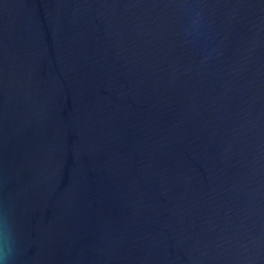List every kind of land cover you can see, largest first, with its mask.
<instances>
[{
    "label": "water",
    "instance_id": "95a60500",
    "mask_svg": "<svg viewBox=\"0 0 264 264\" xmlns=\"http://www.w3.org/2000/svg\"><path fill=\"white\" fill-rule=\"evenodd\" d=\"M0 215L13 264H264V0H0Z\"/></svg>",
    "mask_w": 264,
    "mask_h": 264
},
{
    "label": "clouds",
    "instance_id": "9594fccd",
    "mask_svg": "<svg viewBox=\"0 0 264 264\" xmlns=\"http://www.w3.org/2000/svg\"><path fill=\"white\" fill-rule=\"evenodd\" d=\"M15 233L6 215H0V264H13Z\"/></svg>",
    "mask_w": 264,
    "mask_h": 264
}]
</instances>
